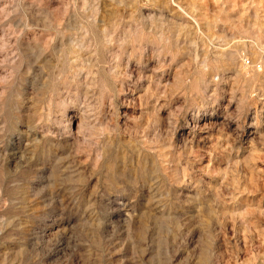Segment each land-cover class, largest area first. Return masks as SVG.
<instances>
[{
  "label": "rangeland",
  "instance_id": "374dc122",
  "mask_svg": "<svg viewBox=\"0 0 264 264\" xmlns=\"http://www.w3.org/2000/svg\"><path fill=\"white\" fill-rule=\"evenodd\" d=\"M0 264H264V0H0Z\"/></svg>",
  "mask_w": 264,
  "mask_h": 264
}]
</instances>
